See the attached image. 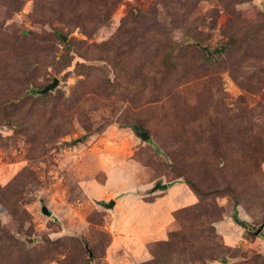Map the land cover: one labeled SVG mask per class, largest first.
I'll use <instances>...</instances> for the list:
<instances>
[{
  "label": "rangeland",
  "instance_id": "1",
  "mask_svg": "<svg viewBox=\"0 0 264 264\" xmlns=\"http://www.w3.org/2000/svg\"><path fill=\"white\" fill-rule=\"evenodd\" d=\"M0 264H264V0H0Z\"/></svg>",
  "mask_w": 264,
  "mask_h": 264
},
{
  "label": "water",
  "instance_id": "2",
  "mask_svg": "<svg viewBox=\"0 0 264 264\" xmlns=\"http://www.w3.org/2000/svg\"><path fill=\"white\" fill-rule=\"evenodd\" d=\"M63 35V34H62ZM63 39H66V36L63 35ZM59 85V78L55 77L53 82L50 84L46 85L44 88L39 90L41 93H46L48 91L54 90L57 86ZM135 130L139 136L142 137L143 140H149L150 139V134L147 130L142 128L141 126H135ZM98 202L106 207H114L116 204V201L114 199H111L109 201L106 200H98ZM43 211L50 214L51 211L47 208V206L43 207ZM263 226H260L258 230H256V233H259L262 230Z\"/></svg>",
  "mask_w": 264,
  "mask_h": 264
},
{
  "label": "trees",
  "instance_id": "3",
  "mask_svg": "<svg viewBox=\"0 0 264 264\" xmlns=\"http://www.w3.org/2000/svg\"><path fill=\"white\" fill-rule=\"evenodd\" d=\"M234 217L235 219L240 223L242 224L243 226H248V223L245 221V220H241V218L239 217V215L237 214V211H235L234 213Z\"/></svg>",
  "mask_w": 264,
  "mask_h": 264
}]
</instances>
